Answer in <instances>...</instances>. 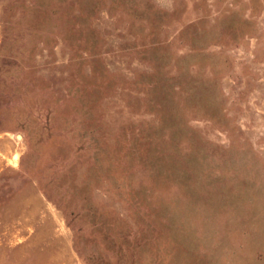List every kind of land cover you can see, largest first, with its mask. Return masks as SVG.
<instances>
[{"label":"rangeland","instance_id":"rangeland-1","mask_svg":"<svg viewBox=\"0 0 264 264\" xmlns=\"http://www.w3.org/2000/svg\"><path fill=\"white\" fill-rule=\"evenodd\" d=\"M0 264H264V0H0Z\"/></svg>","mask_w":264,"mask_h":264}]
</instances>
